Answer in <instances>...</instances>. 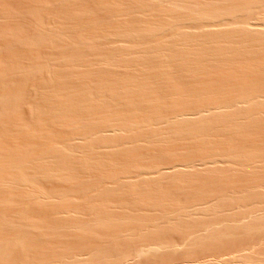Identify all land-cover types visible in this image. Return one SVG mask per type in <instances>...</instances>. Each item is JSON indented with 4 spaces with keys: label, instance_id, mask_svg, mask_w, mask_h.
Returning a JSON list of instances; mask_svg holds the SVG:
<instances>
[{
    "label": "bare ground",
    "instance_id": "obj_1",
    "mask_svg": "<svg viewBox=\"0 0 264 264\" xmlns=\"http://www.w3.org/2000/svg\"><path fill=\"white\" fill-rule=\"evenodd\" d=\"M35 2L33 5L31 0L26 10L19 8L23 15L17 8L12 11L19 15L7 6V12L0 10L10 11L1 12L3 19L5 16L4 20L9 18L10 22L15 20L13 17L18 21L20 16L18 23L15 20L17 25L10 23L13 28L4 25V20L0 25V40L4 41H0V190L7 192V197L3 195L6 199L0 196L1 201L4 199L0 204L7 208H1L18 205L8 192L21 185L34 186L40 180L79 182L80 173L86 171L90 175L95 172L100 180H112V186L99 180L102 184L95 187L102 185L99 191L107 188V196L115 194L113 188L135 195L121 192L123 199L117 198L122 211L117 206L116 209L127 211L122 215L113 209L114 199H109L112 203L106 201L105 194L100 197L103 201L98 198L99 202L95 196L96 201L82 197L78 207H73L77 201L71 197L74 205L57 201V205L44 206L46 201H40L44 192L31 199V194L27 195L26 200L34 203L32 210L28 206L34 215H29L23 202L13 214H0V233L12 231L8 237L0 234V264H53L54 258L50 261V255L42 253L43 244L49 238L59 243L68 236L77 242H72L76 246L70 245V252L65 251L70 256L55 252L64 253L57 256L68 257L69 264H85L81 261L84 253L92 259L121 260L128 255L144 259L173 255L191 241L196 246L200 242L209 246L206 240L230 242L239 228L243 233L235 236L250 234V243L254 229L256 232L264 228V147L260 149L259 144L257 149L258 143L252 145L253 138L246 139L251 134L258 136L257 130L264 132V0ZM22 106L28 117L21 114ZM177 143L182 144L181 149L192 145L194 150L189 146L177 154ZM172 144L176 145L174 149ZM143 145L157 146L163 155L154 151L157 160L153 157L141 163ZM171 148L178 156L169 153ZM185 150L197 153L183 156ZM218 166H228L225 170L233 171L234 177L224 169V176L220 174L222 167ZM235 166L242 171L240 174ZM107 167L112 171L107 172ZM200 169L205 175L220 170L217 175L223 179L217 176L219 180L213 177L212 181V176H205L203 181H208L200 182ZM197 175L199 183L192 179ZM225 175L231 180L224 181ZM235 175L243 177L231 182ZM179 180L197 184L191 186V182L188 186L187 181L184 185ZM162 182H167L168 187L170 183L168 189L175 188L165 191ZM147 187H151L152 194L147 193ZM78 210L86 216L80 218ZM136 211L141 212L140 218L146 215L144 219L137 217ZM199 215L210 219L202 221ZM194 217L201 221H189ZM186 219L197 224L188 225ZM181 223L183 227H179ZM168 229L173 234L178 231L179 240L171 238L173 234L168 236ZM163 231L166 238L150 235H164ZM119 240L138 245L128 243L130 248L123 243L124 248ZM112 243L115 246L107 248ZM40 244L42 249L34 250ZM27 250L32 251V260ZM170 250H174L173 254Z\"/></svg>",
    "mask_w": 264,
    "mask_h": 264
},
{
    "label": "rangeland",
    "instance_id": "obj_2",
    "mask_svg": "<svg viewBox=\"0 0 264 264\" xmlns=\"http://www.w3.org/2000/svg\"><path fill=\"white\" fill-rule=\"evenodd\" d=\"M0 1H1V2L3 1L2 3L0 2V3H1L0 6L3 5V6H1L0 10L2 9L3 11H6V12H7V8H10V9H8V10H11V12L14 11L13 14H16V13H15V12H17L16 10H18L20 7H21V8L24 7V10H26V7L29 6V2L31 3V0H29V1H28V0H27V1H26V0H22V1H21V0H20V1H19V0H5V1H4V0H0ZM32 1H33V5H34L36 2H35V0H32ZM37 1H38V0H37ZM5 2H6V4H5ZM3 3H4V4H3ZM37 3H38V2H37ZM9 4H10V5H9ZM24 4H25V5H24ZM18 5H19V6H18ZM4 6H5V7H4ZM6 6H7V8H6ZM10 6H12V7H10ZM25 6H26V7H25ZM12 8H13V9H16V8H17V9L12 11ZM27 8H28V7H27ZM4 9H6V10H4ZM3 11H0V18H2V19H0V21L2 20V21H1L2 23L0 22V25L5 23L4 25H6V26L8 25V26H10L11 28H13V25H10V23L12 24V23L14 22V26L17 25V24H15V22L17 21V19L13 17V14H12V13H11V14H12L11 16H12L13 19H15L16 21L12 19L13 21L11 20L12 22H10V19H9V18H6L7 20H4V19H5V16H4V19H3V15H4V14L1 16V12H2V13H6V12H3ZM19 11L21 12V15L24 14V11H23V10H20V9H19ZM22 11H23V14H22ZM8 13H10V11H9ZM8 13H6V14H8ZM18 13H19V12H18ZM16 15H19V14H16ZM15 17L18 18V16H15ZM22 17H23V16H22ZM19 18H20V16H19ZM19 18H18V21L20 20ZM3 20H4V21H7V23H8V22H9V23L7 24V23L4 22ZM21 20L25 22V19H24V18L21 19ZM18 21H17V23H18ZM22 21H20V22H22ZM3 22H4V23H3ZM20 22H19V23H20ZM6 26H5V27H6ZM2 27H3V25H2ZM10 27H9V28H10ZM0 41H1V42H4V41H2V40H0ZM0 44H1V43H0ZM22 108H23V106L21 107V109H22ZM20 111H21V114L24 113V114H22V115H25V114L27 113V110H26V109H22V110H20ZM22 111H23V112H22ZM25 111H26V112H25ZM25 116L28 117L27 115H25ZM257 131H258V132H257ZM257 131H256V132H257L258 136H257L256 134H254V135H256L257 137L254 136V135H253L254 137H252V136H251L252 134H251L250 136H246V137H247L246 139H247V141H248V140H250V139L253 138L252 141L250 140V141L252 142V145L255 144V143H258V145H257V144H255V145H256L257 149H258V146L260 147V145H262V147H260V149H261V148L264 147V146H263V145H264V144H263L264 142H262V144L259 143V142H261V141L264 140V139H262V137L264 136V134H262V133H264V132H259V130H257ZM260 131H262V130H260ZM259 135H260V136H259ZM249 138H250V139H249ZM258 139H260V140H258ZM178 144H180V145H178ZM259 144H260V145H259ZM170 145H171V144H170ZM174 145H175V144H172L173 149H174ZM181 145H182L181 143H177V146H179V148L176 147V148H177V149L175 148L176 151L174 150L177 154H178L179 152H180V153L183 152V150H184L186 147H189V146L191 147V149H193L192 145H187V144H186L187 146L185 145V146H186L185 148H184V145H183V147H182V149H181V147H180ZM220 145H221V144H220ZM220 145H218V146H220ZM143 146H144V145H143ZM143 146H142V147H143ZM149 146H150V145H148V146H146V147L144 146V147H143V150H142V148H139V151L142 150V151L140 152L141 157H140V159H139V160H142L141 163H148V162H150L149 160H152V159H148V158H153V157H155L156 155H158V156L161 155V153H159L160 151H157V149L159 150L160 148H157V146H154V147H153V146H150V148H151V149H150V148H148ZM175 146H176V145H175ZM218 146H216V147H218ZM221 146H222V145H221ZM169 147H170V146H169ZM169 147H168V149L170 150ZM152 148H153V149H152ZM183 148H184V149H183ZM173 149L171 148V150H172L171 152H173V153H171V152H169V151H168V152H169L170 154H174ZM191 149H189V150L191 151ZM179 150H180V151H179ZM193 150H194V149H193ZM195 150H196V149H195ZM143 151H144V152H143ZM146 151H147V153H146ZM151 151H153V152H151ZM154 151L156 152V155L154 154ZM136 152H137V151H136ZM168 152H167V153H168ZM192 152H196V153H197V151H192ZM192 152H189V151H188L189 154H193ZM137 153H138V152H137ZM137 153H136V154H137ZM145 153H146V154H145ZM158 153H159V154H158ZM176 153H175L174 155H176ZM184 153H185V154L182 153L183 156H184V155H188V153L186 152V150H185ZM186 153H187V154H186ZM140 154H137V156H140ZM153 154H154L155 156H154ZM170 154H169V155L166 154V155H168V157H170ZM162 155H163V154H162ZM162 155H161V156H162ZM148 156H149V157H148ZM151 156H152V157H151ZM171 156H172V155H171ZM176 156H178V155H176ZM168 157H166V159H167ZM138 158H139V157H138ZM155 158H156V157H155ZM155 158H154L153 160H157L158 157H157L156 159H155ZM163 158L165 159V155H164ZM146 159H147V162H144V161H146ZM159 159H162V158L159 157ZM166 159H165V160H166ZM162 160H163V159H162ZM163 161H164V160H163ZM120 166H121V165H120ZM120 166H119V167H120ZM232 166H233V165H232ZM220 167H222V169H221ZM220 167L218 166L217 168H218V169H221V172H220V170H219L218 172H217V170H215L216 173H215V171H214V173L216 174V176H215L214 173H211L212 175H210V173L207 172V174H209L210 177H209V175H205V174H206L205 172H204L205 174L203 173V169H200V170H202V171H201L202 173H201L199 176H201V175L203 174V175H202L203 177H200L201 179H199V181H200V182H201V180L203 181V179H204L205 176H207L206 178H208V179H210L211 176H212V178L210 179V180H212V181H213V177L216 178V179H218L219 174L217 175V173L220 172V174H222L223 169H224L225 173H226V172L229 173V172H228L229 170H228V171L225 170V168L227 169L228 166H227V167L225 166V168H224L223 166H220ZM229 167H230V166H229ZM235 167H236V169H238V168H237L238 166H235ZM117 168H118V166H117ZM217 168H216V169H217ZM230 168L232 169V167H230ZM233 168H234V166H233ZM110 169H111V168L107 167L105 170L108 172V171H110ZM209 169H210V171H212L213 168H209ZM214 169H215V168H214ZM239 169H240V168H239ZM239 169H238V170H239ZM241 169H242V168H241ZM232 170L235 171V168L232 169ZM232 170H231V171H232ZM111 171H112V169H111ZM239 171H240V170H239ZM88 172H89V171H88ZM212 172H213V171H212ZM241 172H242V171H240L239 174H240ZM85 173L87 174V171H86ZM85 173H84V172H82V174L80 173L81 176H79V177H81V178H79V180H81V181H79V182L81 183V185H80V183L78 182V180H76V182H75V179L73 180L74 182H73L72 180H69V181H67V182L63 181L64 184H63L62 182L60 183V181L56 182V180L53 181L54 183H52L51 180H49V181H51V182H49L48 180H44V181H46V182H44V181L42 180V182H41V180H40L39 182L41 183V187H39V185H40L39 182H38V183H35V184H37V186H38L37 189L35 188V187H36L35 184H33L35 187L32 186L31 184H29V185H31V187H29V185L24 187V185H27V184H24L23 186L21 185L20 188H23V187H24L23 190L21 189V191H20V190H19L20 188H19V189L16 188L17 190H15V191H14V190H11V191L8 192V197L10 196V195H9V193H10V194H11L10 197H12L11 199L13 200V203H16V204L18 203V205H16V206H12V205L9 206V205H8V206L10 207V209L3 210V209H5V207L7 208V206H6V205L3 206V205L0 204V208H1V207H2V208L4 207L3 209L1 208L2 210L0 209V210H1L0 214H1V213H2V214H5V215H11V214H13L12 212L15 211V210L17 209V206H18V208H19L20 205H21L20 203H22V202L24 203L23 206H25L26 209L29 208V207H31V206L34 207V205H33L34 203L32 204V203H30V200H26V199L28 198L27 195L31 194V195H30V198H28V199H31V197H32L33 195L36 196V195L39 194V193L41 194V192H44V194H43V195L41 194V195H42V199H40V201H41V200H42V201H43V200L46 201V202L44 203V206H45V204H46V205H48V204H50V205L56 204L57 201H59V204H62V205L64 204V205H65V203H67V205L70 206V205H72V204L74 205V202H75V200H76V201H77V202H75L76 205H74L73 207H75V206L78 207V206H81V205H82V204H81V203H82L81 201H83V200H82V197H83L84 199L87 198L86 201H89V200H88L89 197H91V200H92V198H93V200H95V201H96L95 197H97V202L101 201L102 199H100V197L102 198V197L104 196V194L108 192V191H107V188H104L105 190H103V191H99V190H102V189H103V188H100V187H102V185L99 186L98 188H95V187H97L98 185H100L101 182L104 183V181H105V182L107 181V182H106V185H108V186L111 185V186H112V184H113V183L111 182L112 180H111V181H110V179H109V180H104V181H103V180H100L101 178L97 177V175H95V172L93 173L92 171H91V173H93V175H94L95 177H94L92 174L90 175V172H89V173L87 174L86 178H85V175H86ZM199 173H200V172H199ZM225 173H224V174H225ZM231 173H233V171L230 172V173L227 174V175H230ZM213 174H214V175H213ZM224 174H222V175L224 176ZM234 174L238 175L237 172H236V173L234 172ZM227 175H225L227 178H224V181H225V179L228 180L229 178H231V177H229V176H227ZM231 175H232V174H231ZM231 175H230V176H231ZM236 175H235V177H236ZM92 176H93V177H92ZM199 176L197 175V176H195L194 178H192L193 181L195 180L196 177L199 178ZM217 176H218V177H217ZM223 176H222V177H223ZM241 176H242V175H241ZM241 176L239 175V177H238V176H237V177L240 178ZM232 177H234V176L232 175ZM237 177H236L234 180H233V178H232L233 181H231V182H234V181H238V182H239L240 179L237 180ZM242 177H243V176H242ZM82 178H83V179H82ZM84 178H85V179H84ZM87 178H88V181H87ZM197 178H196V179H197ZM219 178H220V177H219ZM185 179H186V178H185ZM189 179L191 180V178H188V180H189ZM208 179H206V180L208 181ZM222 179H223V178H220V181H222ZM90 180H91V182H90ZM99 180H100L101 182H100ZM182 180H183V179H182ZM188 180H184V181H182V182L185 183V181H187L188 186H189V183L192 182L190 185L193 186L194 182H193V181L188 182ZM206 180H204V181H206ZM218 180H219V179H218ZM227 180H226V181H227ZM230 180H231V179H230ZM230 180H228V181H230ZM47 181H48V182H47ZM109 181H110L112 184H111ZM163 181H164V180H163ZM179 181L181 182V180H179ZM197 181H198V179H197ZM199 181H198V183H199ZM204 181H203V182H204ZM214 181H215V180H214ZM72 182H73V183H72ZM97 182H98V183H97ZM99 182H100V183H99ZM170 182L176 187L177 184L175 185V183H173L172 181H170ZM182 182H181V183H182ZM203 182H202V183H203ZM50 183H51V184H50ZM59 183H60V184H59ZM65 183H66V184H65ZM74 183H76L77 185L74 184ZM102 183H101V184H102ZM162 183L165 184V182H162ZM46 184H47V185H46ZM86 184H87V186H86ZM90 184L93 186V188H92V186H91ZM104 184H105V183H104ZM160 184H161V183H160ZM164 184H162V186L165 187V191H166L169 187H171V186H170V183H169V187H168V183H167V182H166L165 185H164ZM172 184H171V185H172ZM179 184H180V183H179ZM196 184H197V182H195L194 186H195ZM42 185H43V186H42ZM70 185H72V186H70ZM184 185H186V183H185ZM198 185H199V184H198ZM50 186H51V187H50ZM63 186H64V187H63ZM76 186H77V187H76ZM80 186H83L84 188H85V187H86V188L84 189L83 187H80ZM111 186L108 188L109 191H110ZM158 186H159V185H158ZM158 186H156V187H158ZM166 186H167L168 188H166ZM174 186H172V187H174ZM178 186H179V185H178ZM191 186H190V187H191ZM2 187H3V186H2ZM2 187L0 186V189H1ZM33 187H34V188H33ZM52 187H53V188H52ZM69 187H71V189H68ZM87 187H88V189H87ZM103 187H104V186H103ZM105 187H106V186H105ZM151 187H152V186H151ZM151 187H147V189L149 188L148 190L146 189V190H147V193L150 192V193L152 194L151 189H150ZM156 187H155V188H156ZM163 187H159V188L162 189ZM175 187H174V188H175ZM180 187H181V186H180ZM27 188H29V189H27ZM30 188H31V189H30ZM51 188H52V189H51ZM72 188H76V189H72ZM79 188H81V189H79ZM155 188H152V189H155ZM174 188H173V189H174ZM34 189H35L36 191H39V189H40V192L33 191V192H35V193H33L32 190H34ZM41 189H43L44 191H42ZM46 189H48V190H46ZM171 189H172V188L168 189V191H170ZM173 189H172V190H173ZM2 190H4V189H2ZM2 190H0V191H1L0 196H2V198H3V197H4L3 195H4V194L6 195L7 192L3 191V192H4V193H3ZM18 190H19V191H18ZM25 190H28V191H25ZM45 190H46V191H45ZM66 190H67V191H66ZM68 190H69V191H68ZM71 190H73V191H71ZM78 190H80V191H78ZM96 190H97V191H96ZM159 190H160V189H159ZM159 190H157V192H159V193H161V192L164 191L163 189H162L163 191L160 190L161 192H160ZM16 191H17V192H16ZM30 191H31L32 193H31ZM62 191H65L66 193H65V192H62ZM93 191H94V192H93ZM112 191H113L115 194L111 193V194H113L112 196H110V194H109V196H110L111 198H110L109 196H107L108 194H107V195L105 194V195H106L105 198L108 199V200L106 199V201H109V199H112V198L114 199V200H112V201H113V202L115 201V202H114V204H113L112 206H113V209H114L115 211L121 209V208H119L120 206H118V204H116V203H117V198L120 199V198L122 197V195H123V194H122L123 192H124L125 194L127 193V195H128V194H131L132 197L135 195V194H132L131 192L128 193V191L126 192V191H123V190H119V191L122 192V193H121V192H118V190L116 191V189H114V188L112 189ZM112 191H111V192H112ZM152 191H154V190H152ZM165 191H164V192H165ZM15 192H16V193H15ZM24 192H25V194H23ZM61 192H62V194H61ZM68 192H69V194H68ZM74 192H75V193H74ZM76 192H77V193H76ZM80 192H81V193H80ZM99 192H100L101 194H100ZM116 192H117V193H121L120 196H118L119 194H117ZM154 192H155V191H154ZM27 193H28V194H27ZM63 193H64L65 195H63ZM72 193H74L75 195L72 194ZM96 193H97V194H96ZM109 193H110V192H109ZM159 193H157V194H159ZM12 194H13V195H12ZM45 194H46V195H45ZM59 194H60V195H63L64 197L59 196ZM95 194H96V195H95ZM125 194H124V195H125ZM20 195H21V196H20ZM25 195H26V196H25ZM82 195H84V196H82ZM99 195H100V196H99ZM116 195H117V196H116ZM153 195H154V194H153ZM159 195H160V194H159ZM168 195H169V194H168ZM15 196H16V197H15ZM34 196H33L32 198H34ZM43 196H46V198L43 197ZM68 196H69V197H68ZM73 196H74V197H73ZM75 196H76V197H75ZM78 196H79V199H78L79 202H78V200H77V197H78ZM85 196H86V197H85ZM94 196H95V197H94ZM147 196H150V194L147 195ZM177 196H178V195H177ZM177 196H176V197H177ZM180 196H182V195H180ZM6 197H7V195H6ZM6 197H4V199H6ZM26 197H27V198H26ZM61 197L63 198L62 201H61V199H62ZM65 197H66L67 199H66ZM70 197L73 198V199H75V200H72ZM125 197H130V195H129V196H124V198H125ZM150 197H151V196H150ZM154 197H155V195H154ZM178 197H179V196H178ZM24 198H25V199H24ZM48 198H49L50 200H49ZM57 198H58V199H57ZM59 198H60V199H59ZM80 198H81V199H80ZM98 198L100 199L99 201H98ZM103 198H104V197H103ZM165 198H167V197H165ZM181 198H184V196H182ZM4 199H2V201H1V198H0V201H1L0 203H2ZM11 199H10V200H11ZM23 199H24V201H23ZM47 199H48V200H47ZM64 199H65V200H64ZM70 199H71V200H70ZM121 199H123V198H121ZM126 199H129V198H126ZM167 199H168V198H167ZM21 200H22V201H21ZM55 200H56V201H55ZM104 200H105V199H104ZM14 201H15V202H14ZM17 201H18V202H17ZM26 201H27V203H26ZM60 201H61V203H60ZM67 201H70V203L67 202ZM71 201H73V202H71ZM86 201H84L83 203H86ZM102 201H103V200H102ZM112 201L110 200L109 202L112 203ZM11 202H12V201H11ZM48 202H49V203H48ZM54 202H55V203H54ZM13 203H11V204H13ZM107 203H108V202H107ZM19 204H20V205H19ZM29 204H31V205H29ZM57 204H58V203H57ZM57 204H56V205H57ZM14 205H15V204H14ZM11 206H12V207H11ZM28 206H29V207H28ZM116 206H117L119 209H116ZM9 207H8V208H9ZM33 207H31V210L33 209ZM13 209H14V210H13ZM27 210H28V209H27ZM31 210H30V208H29V210H28V211H29V215H30V214H31V215H34L35 213H34L33 211H31ZM5 211H6V213H5ZM28 211H27L26 213H28ZM79 211H80V210H78V212H79ZM121 211H122V209H121ZM121 211L119 210L120 213L117 211V212L119 213V215H122V213L125 212V211H123V212H121ZM76 212H77V211H76ZM76 212H75V214H76ZM78 212H77V213H78ZM117 212H116V213H117ZM133 212H135V211H133ZM133 212H132V213H133ZM33 213H34V214H33ZM79 213H80V214H79ZM79 213H78V214H79L80 216H79V215H78V216H79L80 218H81L82 216H84V217L86 216L84 213H82V214H83V215H82V214H81V211H80ZM86 213H88V212H86ZM116 213H115V214H116ZM125 213H127V211H126ZM125 213H124V214H125ZM75 214H72V215H75ZM89 214H90V213H89ZM113 214H114V211H113ZM135 214H136L137 217L140 218V216H141V212L136 211ZM31 215H30V216H31ZM43 215H44V214H43ZM43 215H42L41 218H43ZM60 215H61V217H67V216L64 215V214H60ZM87 215H88V214H87ZM27 216H28V214H27ZM44 216H45V215H44ZM75 216H77V215H75ZM78 216H77V218H78ZM123 216H125V215H123ZM143 216L145 217L146 215L143 214L141 218H143ZM73 217H74V216H73ZM197 217L202 218V221H204L206 218H209L210 216H208V215H207V216H206V215H203V217H205L204 219H203V217L200 216V215L197 216ZM197 217L189 218V221H190V219H192L193 221H196L195 218H197ZM41 218H40V219H41ZM75 218H76V217H75ZM82 218H83V217H82ZM141 218H140V219H141ZM199 218H197V219H199ZM143 219H144V218H143ZM143 219H142V220H143ZM209 219H210V218H209ZM209 219H208V220H209ZM178 220H179V219L177 218V220H176L177 222H176V223H179ZM25 221H26V220H24V223H26L28 220H27L26 222H25ZM189 221H187V219H186L185 223L187 224V222H188V225H189V223H191V226L194 227V225H192L194 222H193V221L189 222ZM198 221H199V220H198ZM198 221H196V222H198ZM200 221H201V219H200ZM200 221H199V222H200ZM205 221H206V220H205ZM263 221H264V220H263ZM192 222H193V223H192ZM196 222H195V223H196ZM199 222H198V223H199ZM22 223H23V221H22ZM143 223H144V222H143ZM195 223H194V224H195ZM182 224H183V223L179 224L180 226H179V225H178V226H179V227H183ZM186 224H185V225H186ZM196 224H197V223H196ZM143 225H144V224H143ZM175 225H177V224H175ZM181 225H182V226H181ZM177 228H178V227H176V229H175V226H174V230H178ZM6 229H7V228H6ZM142 229H143V230H142ZM142 229H141V230L144 231V229H145V225L143 226ZM169 229H171V228H169ZM169 229H168V231L170 232ZM179 229H182V228H179ZM4 230H5V229H4ZM255 230H256V229H254V231H253L254 233H253V234H252V232H251V234H252L251 237L253 236V240H251L252 243L250 242V240H249L250 243L247 242V241H248L247 238L249 237L250 234H248V237L244 234V237L246 236V238H244V237L242 236V237H241L242 239L240 238V236H239L240 234H239L238 236H239V238H240V241L238 240V236H235V235H237L238 232L241 231L240 228H239V231H238V232H237V230H235L237 234H235L234 237H236V238H233V237L231 238V240L234 239V240H232L233 242L229 239L230 242H227V241H224V240H223V241L221 242V244H220V241H217V242H218V243H217V242H212L213 240H212V241H211V240H206V241H207L206 244L209 245V246H206L205 243H202V242H200L201 245H200V243L198 242L199 244H197V246H196V243H194V242L192 243V241H191V245H190V242L186 243V244H189L190 246H188V245L185 244L186 246L183 245L184 248H183V247H179V248H178L179 250H175V252H174V250H170L171 252L173 251L175 254H173V252H172L173 255H168V253H166V254H163L164 256H162V254H160L162 257L158 254V255L160 256V257L157 256L158 258H156V256L153 255V256L155 257V259L152 258L153 256L151 257L152 259H151L150 257H148V256H146L145 259H144L142 256H141V257H140V256H134V255H132V253H131L132 257L130 258V256L128 255V257H127V256L125 257L126 260H124L125 258H122L123 261H122L120 258H114V257H112L111 259H110V258H109V259H107V258H105V259H104V258L99 259V258L96 257V258H95L96 260H95L94 258H93V259H92V258H89V256H86L87 254L85 255V253H84L83 256H84L85 258H84V257H83V258H84L85 260L83 259V260H81V261H82L83 263H85V264L88 263V262H89L88 264H90V263H92V264H99V263H101V264H149V263H150V264H153V263H154V264H209V262H213L212 264H214V263H215V264H261V263L263 262L262 264H264V260H263V259H264V242H263V241L261 242V240H264V228H263V230H260V231H258V230H259V229H258L256 232H255ZM109 231H110V230H109ZM111 231H112V230H111ZM171 231H173V229H171ZM178 231H179V230H178ZM178 231H177V232L174 231L175 234H173V232H172V233L170 232L171 234L168 233V232H167V233L170 234V235H168V236H171V235L173 234L174 236L172 235V237H171V238H173V239H174L175 236H176V238H175L174 240H177V239H178V236H177L176 233H178ZM103 232H105V230H104ZM106 232H108V231H106ZM181 232H182V231H181ZM181 232H180V233H181ZM241 232H242V231H241ZM241 232H240V233H241ZM1 233H3V232H1ZM1 233H0V234H1ZM163 233H164V231H163ZM180 233H179V234H180ZM242 233H243V232H242ZM10 234H12V231L8 229L7 231H4V233L1 234V235H3V236H7V237H8V235H10ZM103 234H104V235H107V234H109V232H108L107 234H105V233H103ZM110 234H111V233H110ZM158 234H159V235H158ZM179 234H178V235H179ZM182 234H184V233H182ZM101 235H102V234H101ZM150 235H152V238H155L156 235H158L157 237H160V238H161V236H164L165 238L167 237V236H166L167 234L165 235V233H164V235H163V234L161 235L160 232H157V233H155V234L153 233V234H150ZM184 235H186V234H184ZM184 235H179V236H180V237H181V236L183 237ZM241 235H242V234H241ZM10 236H11V235H10ZM10 236H9V237H10ZM102 237H103V235H102ZM149 237H151V236H149ZM180 237H179V238H180ZM184 237H185V236H184ZM184 237H183V238H184ZM51 238H53V237H51ZM66 238H67V237H66ZM66 238H64L65 240H68V241H66V242H65L64 239H62V240H64V241L60 240V242L62 241L64 244L61 242L62 244L59 245L60 242H59V243H58V242L55 243L57 240L53 242V239L51 240L50 238H49L50 241L48 240L47 243H44V244H43L45 250L43 249L44 252H43V250H41V251H42V253L45 254V256L50 255V257L47 256V257H48V260L51 261V260L54 258V259L52 260V261H53V264H61V263H62V264H65L64 262H67L66 264H69V263H68V262H69V261H68V260H69L68 257H67V258H66V257H62V258L59 259L58 256H57L58 254H60V255H64V253H57V252H59V251H61V252H62V251H63V252H65V251L70 252L71 248L73 247L72 245L75 244V243H77L76 240L73 239V237L71 238L70 236H68V238H67V239H66ZM104 238H105V237H103L102 240H103ZM129 238H130V237H129ZM168 238H169V237H168ZM249 238H250V237H249ZM55 239H56V238H55ZM55 239H54V240H55ZM71 239H72L73 241H72ZM98 239H100V238H98ZM127 239H128V238H127ZM181 239H182V238H181ZM181 239H180V240H181ZM244 239H245V240H244ZM128 240H129V239H128ZM149 240H150V239H149ZM178 240H179V239H178ZM221 240H222V239H221ZM225 240H228V239H225ZM235 240H236V241H235ZM70 241H71V243H70ZM117 241H118V240L116 239L115 243H116ZM124 241H126V240H124ZM130 241H131V239H130ZM130 241H129V242H123V243H124V245H125V243H127L126 246L128 247V246H129L128 243H129V244H131V243L133 244V241H132L131 243H130ZM204 241H205V240H204ZM208 241H209V243H208ZM214 241H216V240H214ZM237 241H238V243H237ZM72 242H75V243H72ZM119 242H121V241L119 240ZM142 242H143V241H142ZM142 242H141V244H142ZM149 242H150V241H149ZM243 242H244L245 244H243ZM121 243H122V242H121ZM123 243L121 244V246H123V247L125 248L126 246H124ZM135 243H136V242H135ZM253 243H254V244L256 243L257 246H256V245H253ZM48 244H49L51 247H52V246H53L54 248L56 247L57 249L55 248V250H54L53 247H52L53 250L50 249L51 247H50ZM66 244H67V245H66ZM219 244H220V245H219ZM222 244H223V245H222ZM235 244H236V245H235ZM241 244H242L243 247H240ZM43 245L40 244V247H41V246L43 247ZM45 245H46V246H45ZM64 245H65V246H64ZM70 245H71L72 247H71ZM113 245H114V243H112L110 246H109V244H108L109 247L107 246V248H110V247H112ZM117 245H118V243H117ZM137 245H138V242H137ZM137 245H136V244H133V246H137ZM203 245H204V246H203ZM237 245H238V246H237ZM47 246H48V247H47ZM61 246H62V247H61ZM63 246H64V247H63ZM75 246H76V244L74 245V247H75ZM104 246H106V245H104ZM114 246H115V245H114ZM119 246H120V244H119ZM139 246H141V245L139 244ZM212 246H214V247L212 248ZM229 246H230V247H229ZM233 246H234V247H233ZM40 247H37L36 249L34 248V250L39 251V249H42V247H41V248H40ZM49 247H50V248H49ZM65 247L67 248V250H66V249L63 250V248H65ZM129 247L131 248L132 245L129 246ZM204 247H206V248H204ZM208 247L210 248V250H209ZM227 247H228V248H227ZM252 247H253V248H252ZM255 247H256V248H255ZM48 248H49L52 252H51L50 250H48ZM69 248H70V249H69ZM137 248H138V247H137ZM181 248H182V249H181ZM186 248H187V249H186ZM211 248H212V249H211ZM225 248H226V249H225ZM46 249L48 250V252L46 251ZM72 249H73V248H72ZM206 249H207V250H206ZM230 249H231V251H230ZM237 249H238V251H237ZM251 249H252V250H251ZM180 250H181V251H180ZM216 250H218V251H216ZM235 250H236V251H235ZM32 251H33V248H32ZM32 251H31V252H32ZM45 251H46V253H45ZM49 251H50V252H49ZM55 251H57V252H55ZM110 251L113 253L112 250H110ZM170 251H168V252H170ZM182 251H183V253H182ZM186 251H187V252H186ZM188 251H189V252H188ZM195 251H197L196 254L194 253ZM200 251H201V252H200ZM207 251H208V252H207ZM29 252H30V251H29ZM29 252H28V250H27V253L29 254L28 259L31 258V260H32V259L34 258V257L32 256V255H33L32 253H34L35 251H33L32 253L30 252L31 254H30ZM108 252H109V251H108ZM171 252H170L169 254H171ZM205 252H207V253L205 254ZM236 252H237V253H236ZM249 252H250V253H249ZM255 252H256V253H255ZM49 253H50V254H49ZM109 253H110V252H109ZM112 253H111V254H112ZM114 253H115V252H114ZM187 253H188V254H187ZM191 253H192V254H191ZM212 253H213V254H212ZM219 253H220V254H219ZM230 253H231V254H230ZM234 253H235V254H234ZM246 253H247V254H246ZM258 253H260V256H259ZM28 254H27V255H28ZM44 254H43V255H44ZM107 254H108V253H107ZM180 254H181V255L183 254V256H182L183 258H181V255H180ZM184 254H185V257H184ZM197 254H199V255H197ZM200 254H201V255H200ZM207 254H208V255H207ZM211 254H212V255H211ZM214 254H215V255H214ZM223 254H224V255H223ZM225 254H226V255H225ZM229 254H230V255H229ZM255 254H256L258 257H256ZM65 255H69V253H66V252H65ZM109 255H110V254H109ZM194 255H195V256H194ZM218 255H219V256H218ZM220 255H221V256H220ZM249 255H250V256H249ZM31 256H32L33 258H32ZM56 256H57V257H56ZM69 256H70V255H69ZM165 256H166V257H165ZM206 256H207V257H206ZM208 256H209L211 259H210ZM239 256H241V257H239ZM252 256H253V257H252ZM254 256H255V257H254ZM262 256H263V257H262ZM86 257H87V258H86ZM91 257H92V256H91ZM138 257H139V258H138ZM189 257L192 258V259H190ZM204 257H205V258H204ZM232 257H233V258H232ZM244 257H247V258L245 259ZM248 257H249V258H248ZM251 257L253 258V260L251 259ZM49 258H50V259H49ZM65 258H66V259H65ZM80 258H81V257H80ZM88 258H89L91 261H90ZM160 258H161V259H160ZM168 258H169V259H168ZM187 258H189V259H187ZM220 258H221V259H220ZM223 258H225V260H223ZM229 258L232 259V260H230ZM254 258H257V259H254ZM148 259H149V260H148ZM248 259L251 260V261H254V262H251V261L249 262ZM98 260H100V261H98ZM111 260H112V261H111ZM144 260H145V261H144ZM146 260H148V261H146ZM156 260H157V261H156ZM163 260H164V261H163ZM192 260H193V261H192ZM196 260H197V261H196ZM220 260H221V261H224V262H221ZM229 260H230V261H229ZM246 260H247V261H246ZM55 261H58V262L56 263ZM60 261H61V262H60ZM84 261H85V262H84ZM93 261H94V262H93ZM199 261H200V262H199ZM210 264H211V263H210Z\"/></svg>",
    "mask_w": 264,
    "mask_h": 264
}]
</instances>
